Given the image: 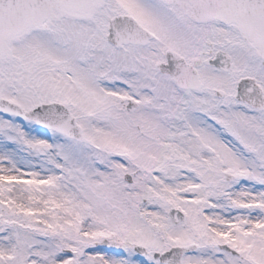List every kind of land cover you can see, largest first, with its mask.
I'll return each instance as SVG.
<instances>
[{
	"label": "snow or ice",
	"instance_id": "obj_1",
	"mask_svg": "<svg viewBox=\"0 0 264 264\" xmlns=\"http://www.w3.org/2000/svg\"><path fill=\"white\" fill-rule=\"evenodd\" d=\"M0 264H264V0H0Z\"/></svg>",
	"mask_w": 264,
	"mask_h": 264
}]
</instances>
